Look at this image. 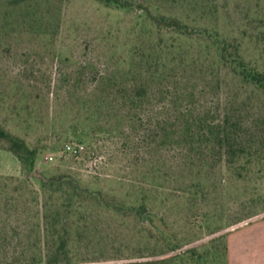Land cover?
<instances>
[{"label": "rangeland", "instance_id": "obj_1", "mask_svg": "<svg viewBox=\"0 0 264 264\" xmlns=\"http://www.w3.org/2000/svg\"><path fill=\"white\" fill-rule=\"evenodd\" d=\"M128 1L132 7L123 10L94 0H0V127L36 150L28 168L0 140V264H23L22 255H39L32 225L40 221L46 201L63 203L69 180L102 199L99 204L85 196L71 218L78 220L79 233H87L72 235L73 264L138 260L166 251L169 244L197 246L198 239H215L198 252L222 250L226 264L224 237L264 218V149L250 163L227 167L209 160L204 168L185 166L171 146L150 153L123 137L96 132L105 122L113 127L114 120H87L82 107L66 99L72 91H90L104 66L127 61L132 48L176 38L171 29H156L137 5L165 23L176 20L189 31L218 33L238 47L246 64L264 73V0ZM179 40L182 59L197 63L187 76L211 83L248 123L262 119L264 94L223 67L217 73L208 40L198 35ZM257 128L263 130L261 121ZM66 145L83 150L73 157ZM41 178L59 188L52 199ZM139 206L151 213L153 225L135 216L131 208Z\"/></svg>", "mask_w": 264, "mask_h": 264}, {"label": "trees", "instance_id": "obj_2", "mask_svg": "<svg viewBox=\"0 0 264 264\" xmlns=\"http://www.w3.org/2000/svg\"><path fill=\"white\" fill-rule=\"evenodd\" d=\"M94 1L123 10L132 7L128 0ZM137 8L144 11L146 19L154 23L156 29H171L176 38L155 45L147 41L142 46L132 48L127 61L117 60L113 65L106 64L104 71L96 76L90 91L84 94L72 91L68 93L67 101L79 104L86 112L87 120H114L113 127L106 126L105 122L96 132L123 137L132 147L146 148L150 153L152 150L165 151L167 146H171L181 155L185 166L204 168L209 166V160L224 162L227 167L236 166L245 159L252 162L255 155L264 149V140H261L264 128H257L260 121L264 125V113L262 119L259 117L248 123L238 110L231 108L233 102L213 92L211 83L201 85L187 76L188 67L197 63L190 64L182 59L179 53L184 47L179 38L189 39L198 35L208 40L211 44L209 47L214 51L215 61L212 64L217 73H221L223 67L242 85L263 94L264 73L246 64L238 54V47L218 33L189 31L186 25L176 20L165 23L152 17L147 8L141 5H137ZM155 20L162 24H157ZM142 30L146 34L149 32L144 26ZM0 140L9 143L8 151L16 156L19 163L28 168L33 166L36 150L30 149L23 139L0 127ZM57 180L60 187L63 179L59 177ZM40 184L49 194L48 199L60 192L58 187L53 189L51 179L41 178ZM67 185L70 191L65 193L61 205L53 200L42 204L40 221L32 225V230L34 227L37 229V237L32 245L33 248L39 247V255H22L20 260L23 264H73L68 248L72 235L83 237L87 233H79L78 220L71 218L79 214L81 204L87 200L85 196L99 204L102 199L98 193L91 194L79 189L70 180ZM75 198L79 200L75 202ZM106 208H109L108 205ZM131 210L146 224L153 225L151 213H147L145 206L132 207ZM83 228L88 230L86 223ZM214 240H195V243H200L197 246H191L194 242L169 244L166 251L112 264H222V250L198 252L199 248L212 244ZM223 250L227 264L226 237ZM210 255L211 262L208 261Z\"/></svg>", "mask_w": 264, "mask_h": 264}, {"label": "crops", "instance_id": "obj_3", "mask_svg": "<svg viewBox=\"0 0 264 264\" xmlns=\"http://www.w3.org/2000/svg\"><path fill=\"white\" fill-rule=\"evenodd\" d=\"M227 264H264V218L226 236Z\"/></svg>", "mask_w": 264, "mask_h": 264}, {"label": "built area", "instance_id": "obj_4", "mask_svg": "<svg viewBox=\"0 0 264 264\" xmlns=\"http://www.w3.org/2000/svg\"><path fill=\"white\" fill-rule=\"evenodd\" d=\"M82 150L83 147L81 145H66L65 147V151L73 157L79 156Z\"/></svg>", "mask_w": 264, "mask_h": 264}, {"label": "water", "instance_id": "obj_5", "mask_svg": "<svg viewBox=\"0 0 264 264\" xmlns=\"http://www.w3.org/2000/svg\"><path fill=\"white\" fill-rule=\"evenodd\" d=\"M157 24H162L161 22H158L157 20H155ZM36 177L40 178V175H35Z\"/></svg>", "mask_w": 264, "mask_h": 264}]
</instances>
